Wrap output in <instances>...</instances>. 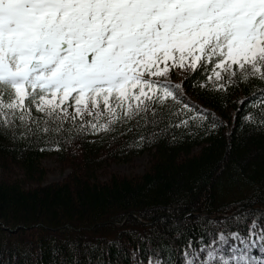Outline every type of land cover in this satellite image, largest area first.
I'll use <instances>...</instances> for the list:
<instances>
[{
	"label": "snow or ice",
	"instance_id": "1",
	"mask_svg": "<svg viewBox=\"0 0 264 264\" xmlns=\"http://www.w3.org/2000/svg\"><path fill=\"white\" fill-rule=\"evenodd\" d=\"M198 68L207 80L193 79L192 86L214 93L238 74L241 81L264 80V0H0V136L27 142L9 150L59 148L108 129L117 109L128 119L143 111L145 125L166 119L165 130L198 117L203 135H211L220 124L215 114L186 97L183 79H168L172 70ZM258 92L246 98L256 111L243 119L264 131V89ZM169 100L168 111L157 114L156 106ZM103 116L107 122L97 124ZM208 117L207 126L199 123ZM69 122L74 134L65 128ZM145 139L153 134L137 137ZM261 216L264 210H253L250 222L248 214L209 218L215 235L187 239L181 264H264L250 255L256 247L264 252ZM229 220L245 224L246 232L230 230ZM164 247L171 253V245ZM138 252L131 250L135 264H145ZM166 260L176 264L159 247L147 256V264Z\"/></svg>",
	"mask_w": 264,
	"mask_h": 264
},
{
	"label": "trees",
	"instance_id": "2",
	"mask_svg": "<svg viewBox=\"0 0 264 264\" xmlns=\"http://www.w3.org/2000/svg\"><path fill=\"white\" fill-rule=\"evenodd\" d=\"M168 79H183L186 97L215 114L220 124L213 134L203 135L198 117L165 130L166 119L145 125L143 111L128 119L117 109L118 119L108 129L62 141L59 148L12 151L27 142L12 144L0 136V264H73V257L76 264H135L131 250L137 247L145 264L157 247L161 256L171 254L181 264L187 239L207 241L209 232L215 235L209 218L248 214L250 222L253 210H264V131H253L243 119L255 113L246 98L258 95L264 80L241 81L238 74L214 93L192 86L193 79L207 80L199 68L172 70ZM172 104L156 106L157 114ZM147 119H154L151 112ZM210 119L199 123L207 126ZM107 120L103 116L97 124ZM65 128L75 133L70 122ZM150 133L151 142L137 140ZM50 153L68 170L62 180L48 179L43 159ZM144 153L150 160L141 171L108 169L112 162L129 163ZM227 227L246 232V225L234 220ZM140 236H150L151 242ZM250 255L264 259L259 247Z\"/></svg>",
	"mask_w": 264,
	"mask_h": 264
},
{
	"label": "rangeland",
	"instance_id": "3",
	"mask_svg": "<svg viewBox=\"0 0 264 264\" xmlns=\"http://www.w3.org/2000/svg\"><path fill=\"white\" fill-rule=\"evenodd\" d=\"M150 160V156L147 153L136 156L129 163L126 162H112L108 169L120 173L138 172L143 170ZM43 163L49 168L48 179L51 181L62 180L68 173V170H64L56 160V155L53 153L48 154Z\"/></svg>",
	"mask_w": 264,
	"mask_h": 264
}]
</instances>
